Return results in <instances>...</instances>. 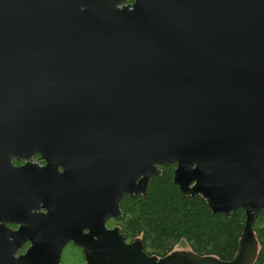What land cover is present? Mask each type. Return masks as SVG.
<instances>
[{"label":"water","instance_id":"water-1","mask_svg":"<svg viewBox=\"0 0 264 264\" xmlns=\"http://www.w3.org/2000/svg\"><path fill=\"white\" fill-rule=\"evenodd\" d=\"M167 165L212 214L244 211L232 260L106 229ZM262 209L264 0H0V264L68 243L85 264H252Z\"/></svg>","mask_w":264,"mask_h":264},{"label":"trees","instance_id":"trees-1","mask_svg":"<svg viewBox=\"0 0 264 264\" xmlns=\"http://www.w3.org/2000/svg\"><path fill=\"white\" fill-rule=\"evenodd\" d=\"M174 165L159 167L161 174L149 180L145 197L125 195L120 201L122 217L117 221L125 240L140 239L147 255L165 257L175 251H191L230 261L235 256L245 220L237 209L227 218L212 214L200 198L182 196L173 184ZM256 257L264 264V209L253 224Z\"/></svg>","mask_w":264,"mask_h":264},{"label":"flooded vegetation","instance_id":"flooded-vegetation-1","mask_svg":"<svg viewBox=\"0 0 264 264\" xmlns=\"http://www.w3.org/2000/svg\"><path fill=\"white\" fill-rule=\"evenodd\" d=\"M38 158H39V156L38 155H36V156H34L33 158H32V163H36V164H38L39 166H43L44 164H43V162H38ZM13 165L14 166H16V167H19V166H22L23 165V161H21V162H17V161H13ZM59 172H61L60 170H59ZM125 196V195H124ZM123 196V197H124ZM128 196H130V195H128ZM122 197V198H123ZM131 197H134V196H131ZM120 204V203H119ZM119 209H120V206H119ZM42 212H44L43 210H42ZM121 212V211H120ZM121 217H122V214H121ZM119 219H114V218H110V219H108L106 222H105V227H106V229L107 230H113V229H115V228H118L119 229V232H120V234H121V231H120V228L118 227V225H117V221H118ZM6 227L10 230V231H17L18 229H19V225H15V224H6ZM87 233V231H83V234H86ZM122 235V234H121ZM125 239V238H124ZM133 240H135V239H133ZM133 240H131V241H129V240H125V242L126 243H131ZM30 245H31V243L29 242V241H26L21 247H20V249L17 251V255H23V254H25V252L27 251V249L30 247ZM68 247H72V248H75V249H77L80 253H81V259H82V264H85V261H84V257H83V253H82V248L81 247H79V246H76V245H74L73 243H68V244H66L65 246H64V248L62 249V252H61V257H60V264H64L63 263V253H64V251L68 248Z\"/></svg>","mask_w":264,"mask_h":264},{"label":"rangeland","instance_id":"rangeland-1","mask_svg":"<svg viewBox=\"0 0 264 264\" xmlns=\"http://www.w3.org/2000/svg\"><path fill=\"white\" fill-rule=\"evenodd\" d=\"M182 248L176 247L175 251H180ZM64 264H82L81 253L72 247H68L63 253Z\"/></svg>","mask_w":264,"mask_h":264}]
</instances>
